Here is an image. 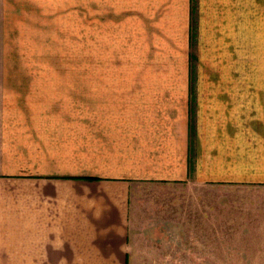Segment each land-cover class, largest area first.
<instances>
[{
	"label": "crops",
	"instance_id": "0c3cea01",
	"mask_svg": "<svg viewBox=\"0 0 264 264\" xmlns=\"http://www.w3.org/2000/svg\"><path fill=\"white\" fill-rule=\"evenodd\" d=\"M83 1L97 45L138 49L141 72L55 91L0 74V264H131L135 241L209 242L208 203L177 201L179 184L236 179L257 155L236 91L201 89L190 61L241 49L264 0H0V14L34 26Z\"/></svg>",
	"mask_w": 264,
	"mask_h": 264
},
{
	"label": "rangeland",
	"instance_id": "374dc122",
	"mask_svg": "<svg viewBox=\"0 0 264 264\" xmlns=\"http://www.w3.org/2000/svg\"><path fill=\"white\" fill-rule=\"evenodd\" d=\"M79 4L81 8L67 15L63 10L52 18H36L34 26H23L29 18L0 14V74L41 75L47 79V90L55 91L65 90L75 79H82L85 89L94 73L141 72L138 49H103L101 34L97 45L91 33L90 2ZM259 19L258 25L245 29L241 49L191 51L190 61L191 80L199 77L201 89L236 91L230 98L240 106L227 107L242 109V119L236 123H242L243 139L257 155L236 179L179 184L183 189L177 201L208 203L209 242L173 235L171 242L156 248L135 241L130 243L135 249L131 264H264V157H259L264 151V18ZM20 29L24 31L17 32ZM251 29L256 36L250 35ZM179 212L185 214V207Z\"/></svg>",
	"mask_w": 264,
	"mask_h": 264
}]
</instances>
